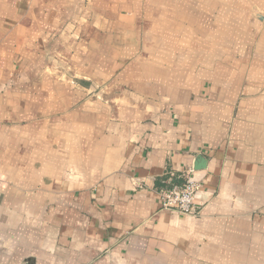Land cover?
<instances>
[{"label":"crops","instance_id":"crops-1","mask_svg":"<svg viewBox=\"0 0 264 264\" xmlns=\"http://www.w3.org/2000/svg\"><path fill=\"white\" fill-rule=\"evenodd\" d=\"M0 264H264V0H0Z\"/></svg>","mask_w":264,"mask_h":264},{"label":"built area","instance_id":"built-area-1","mask_svg":"<svg viewBox=\"0 0 264 264\" xmlns=\"http://www.w3.org/2000/svg\"><path fill=\"white\" fill-rule=\"evenodd\" d=\"M180 177V184H174L171 176L167 185L157 189L160 205L163 209L185 215H196L198 210L195 199L200 192V182L195 178L193 168L183 171Z\"/></svg>","mask_w":264,"mask_h":264}]
</instances>
